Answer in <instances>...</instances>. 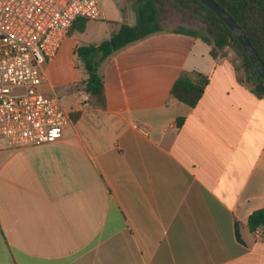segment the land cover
<instances>
[{"label":"crops","instance_id":"0c3cea01","mask_svg":"<svg viewBox=\"0 0 264 264\" xmlns=\"http://www.w3.org/2000/svg\"><path fill=\"white\" fill-rule=\"evenodd\" d=\"M110 3L44 65L42 91L72 116L62 138L0 149V264H264V230L248 227L264 208V98L202 39L165 30L102 63L93 106L76 49L136 24L134 0ZM182 73L209 78L194 108L171 95Z\"/></svg>","mask_w":264,"mask_h":264},{"label":"built area","instance_id":"2783aa9c","mask_svg":"<svg viewBox=\"0 0 264 264\" xmlns=\"http://www.w3.org/2000/svg\"><path fill=\"white\" fill-rule=\"evenodd\" d=\"M102 18L99 0H0V149L62 138L72 116L59 96L42 91L44 65L77 20Z\"/></svg>","mask_w":264,"mask_h":264},{"label":"trees","instance_id":"16d2710c","mask_svg":"<svg viewBox=\"0 0 264 264\" xmlns=\"http://www.w3.org/2000/svg\"><path fill=\"white\" fill-rule=\"evenodd\" d=\"M163 5L174 9L180 6L171 0H158ZM197 6L202 14L199 19L202 22L200 31L177 26L168 29L167 24L160 19V10L157 0H134L136 24L130 25L123 22L109 39L88 46H80L76 49L83 68L87 73L84 90L87 100L95 107H105L106 97L103 76L100 67L114 53L139 42L149 36L161 33L165 30H173L193 37H199L211 47V55L214 58L223 57L226 49L238 51L241 57L240 66L234 65L238 80L247 84L253 93L264 98V82L256 73L252 63L246 56L240 43L226 24L208 7L199 0H187ZM223 8L241 28L257 55L264 65V0H213ZM88 20L79 19L70 29L83 32ZM233 64V63H232ZM242 71V73H241ZM208 76L194 73L192 75L182 73L171 88V95L176 100L194 108L202 98L207 86ZM181 125V120L179 121ZM264 208L253 212L248 218V227L251 231L259 228L264 230Z\"/></svg>","mask_w":264,"mask_h":264},{"label":"rangeland","instance_id":"374dc122","mask_svg":"<svg viewBox=\"0 0 264 264\" xmlns=\"http://www.w3.org/2000/svg\"><path fill=\"white\" fill-rule=\"evenodd\" d=\"M100 4H112L111 0H99ZM173 3H177L180 8L174 9L167 5H163L160 1L157 0V4L160 10L161 19L163 23L169 25L168 29H174L177 26H184L189 29L198 30L202 29V22L199 19V16L202 14L201 10L188 2L187 0H171ZM126 2H122L121 6L125 8ZM113 7V6H112ZM224 56L228 57L234 65L240 66L241 57L238 54V51L234 49H226L223 53ZM242 73V71H241Z\"/></svg>","mask_w":264,"mask_h":264},{"label":"water","instance_id":"95a60500","mask_svg":"<svg viewBox=\"0 0 264 264\" xmlns=\"http://www.w3.org/2000/svg\"><path fill=\"white\" fill-rule=\"evenodd\" d=\"M206 7L212 10L231 30L233 35L236 37L238 42L240 43L242 49L246 53V56L252 63L256 73L264 82V65L257 55L255 49L249 42L248 38L245 36L241 28L237 25V23L233 20V18L223 9L221 8L215 1L213 0H199ZM264 225V221H263Z\"/></svg>","mask_w":264,"mask_h":264}]
</instances>
